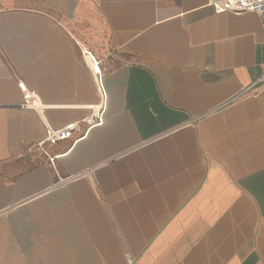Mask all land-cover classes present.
Returning a JSON list of instances; mask_svg holds the SVG:
<instances>
[{"label": "crops", "instance_id": "crops-1", "mask_svg": "<svg viewBox=\"0 0 264 264\" xmlns=\"http://www.w3.org/2000/svg\"><path fill=\"white\" fill-rule=\"evenodd\" d=\"M88 54L102 123L38 147ZM263 72L264 16L208 0H0V264H264V87L227 103Z\"/></svg>", "mask_w": 264, "mask_h": 264}, {"label": "built area", "instance_id": "built-area-1", "mask_svg": "<svg viewBox=\"0 0 264 264\" xmlns=\"http://www.w3.org/2000/svg\"><path fill=\"white\" fill-rule=\"evenodd\" d=\"M208 4L212 8L214 14H255L259 17L264 16V0H208ZM87 59L89 62L90 72L97 85L99 104L88 106L87 110L89 112L85 117L79 121L68 123L61 128L54 129L45 124V138L42 142L37 144L38 147L41 148L45 144L56 145L61 141L70 139L74 133L79 132L82 129L87 131L90 128L96 127L102 123L105 109V92L102 85L100 67L98 62H95L94 58L91 57L90 54L87 55ZM257 87H264V72L247 87L243 88L237 95L231 98L227 103L233 102L243 97L252 89ZM18 88L22 95V101L18 107L23 110L35 111L40 115L45 106L40 103L38 95L34 91L28 89L23 82L18 83ZM49 160L50 162H53L52 157ZM81 175L83 174L58 178L55 186H61L69 181L74 180L75 178H78ZM127 261L129 264H133V259L128 254Z\"/></svg>", "mask_w": 264, "mask_h": 264}]
</instances>
